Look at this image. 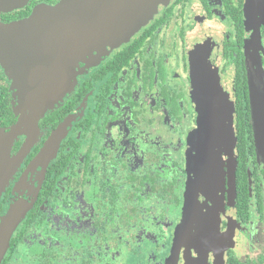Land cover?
Segmentation results:
<instances>
[{
  "label": "flooded vegetation",
  "instance_id": "1",
  "mask_svg": "<svg viewBox=\"0 0 264 264\" xmlns=\"http://www.w3.org/2000/svg\"><path fill=\"white\" fill-rule=\"evenodd\" d=\"M57 3L30 0L0 23ZM245 3L159 6L128 42L72 67L73 87L43 115L37 90L27 107L25 95L52 60L8 42L0 136L14 164L0 225L20 215L0 264H264V26ZM194 56L213 98L194 94Z\"/></svg>",
  "mask_w": 264,
  "mask_h": 264
},
{
  "label": "water",
  "instance_id": "2",
  "mask_svg": "<svg viewBox=\"0 0 264 264\" xmlns=\"http://www.w3.org/2000/svg\"><path fill=\"white\" fill-rule=\"evenodd\" d=\"M30 0H0V13H8L25 7ZM170 0H58L54 6L40 4L36 6L30 17L17 24L5 25L0 23V67L6 70L8 56L6 48L8 42L14 40H32L34 46L42 48L43 55L51 58V70L41 69L34 78V93L25 95V107L30 105L26 98H35L42 106L40 115L53 106L65 91L73 87L72 80H76V73L72 67H77L86 56L93 51L103 48L117 47L126 43L130 38L144 28L154 17L159 6H167ZM245 12L247 21L264 26V0H246ZM196 56L191 62L192 86L197 98L215 97L214 92L206 93L204 83L208 77L206 71L200 69L201 62ZM69 66V75L66 79L56 76L64 64ZM206 72V73H205ZM214 90V84H208ZM210 88V89H211ZM202 89V90H201ZM22 96V94H21ZM212 101V100H211ZM197 106L199 103H196ZM214 104L207 108L210 114V123L203 118V128L208 135V143L214 141L212 132L216 130L214 124ZM203 112V113H205ZM20 126L12 129L15 134ZM210 130V131H209ZM0 136V194L5 188L12 172L13 164H5L7 150ZM212 144V143H211ZM7 237L4 222L0 225V260L7 244L3 238ZM8 238V237H7Z\"/></svg>",
  "mask_w": 264,
  "mask_h": 264
},
{
  "label": "rangeland",
  "instance_id": "3",
  "mask_svg": "<svg viewBox=\"0 0 264 264\" xmlns=\"http://www.w3.org/2000/svg\"><path fill=\"white\" fill-rule=\"evenodd\" d=\"M25 80H23V82H24ZM3 192V191H2ZM2 194V193H1ZM1 194H0V196H1ZM20 215V213L19 212H17V211H12V212H9V214H7V216L2 220V224H3V222H4V228L5 229H7V237H4V235H3V238H5L4 239V241H5V244H7V246H8V241H9V238H10V236H11V234H12V232H13V230H14V228L16 227V223L18 222V220L19 219H11V218H14V217H18ZM6 246V247H7ZM5 250H6V248H5ZM4 253H5V251H4ZM4 255V254H3ZM3 257V256H2Z\"/></svg>",
  "mask_w": 264,
  "mask_h": 264
},
{
  "label": "bare ground",
  "instance_id": "4",
  "mask_svg": "<svg viewBox=\"0 0 264 264\" xmlns=\"http://www.w3.org/2000/svg\"><path fill=\"white\" fill-rule=\"evenodd\" d=\"M35 104V103H34ZM38 112L40 113V105L37 106ZM43 109V108H42Z\"/></svg>",
  "mask_w": 264,
  "mask_h": 264
}]
</instances>
